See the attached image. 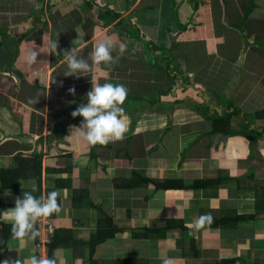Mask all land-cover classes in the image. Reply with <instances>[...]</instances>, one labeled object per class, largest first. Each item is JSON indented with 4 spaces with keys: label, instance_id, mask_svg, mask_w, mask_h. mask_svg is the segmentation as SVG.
I'll return each mask as SVG.
<instances>
[{
    "label": "crops",
    "instance_id": "1",
    "mask_svg": "<svg viewBox=\"0 0 264 264\" xmlns=\"http://www.w3.org/2000/svg\"><path fill=\"white\" fill-rule=\"evenodd\" d=\"M77 38L90 64L101 40L126 51L65 76ZM92 78L126 86L123 140L69 137ZM36 155L43 192L20 187L60 194L58 264H264V0H0V264L38 256L3 215L21 197L3 175ZM203 214L220 221L185 227ZM107 216L118 231L93 248Z\"/></svg>",
    "mask_w": 264,
    "mask_h": 264
},
{
    "label": "clouds",
    "instance_id": "2",
    "mask_svg": "<svg viewBox=\"0 0 264 264\" xmlns=\"http://www.w3.org/2000/svg\"><path fill=\"white\" fill-rule=\"evenodd\" d=\"M80 43V38L75 39L74 46L64 52V60L67 64L65 76L79 77L78 73L90 72L92 65L111 64L115 59L112 55L114 51L118 52L116 58L126 51L122 44L117 46L110 39L101 40L93 45L89 54L92 62L90 64L87 59L80 57ZM57 47V43L52 44L54 50ZM37 55L36 51L30 53L31 62L36 61ZM91 85V89L86 94L87 103L80 104L71 113L73 118L82 116L83 120L79 126H70L71 135L69 137L74 136L91 145H107L109 142L123 140L128 131L127 116L123 108L128 94L126 86L122 83H99L94 78L91 80ZM68 91L74 95L76 89L71 87ZM5 119H7L6 110ZM36 191L35 185L31 191H23L22 198L16 197L15 206L3 212L5 219L11 223V233L14 239L35 240L39 235L35 227L38 221L61 211L58 200L60 194L57 191L53 190L39 198L33 195ZM212 221L213 217L210 214H203L194 218L190 223H186L185 227L199 231ZM160 260L161 264H174L173 259L167 256H161ZM4 264H9V262L4 261ZM12 264H58V262L57 258L32 255L27 261L17 260Z\"/></svg>",
    "mask_w": 264,
    "mask_h": 264
},
{
    "label": "trees",
    "instance_id": "3",
    "mask_svg": "<svg viewBox=\"0 0 264 264\" xmlns=\"http://www.w3.org/2000/svg\"><path fill=\"white\" fill-rule=\"evenodd\" d=\"M237 112H239V111L236 110L235 113L228 114L227 116L230 119ZM237 114H239V113H237ZM216 123H219V121L217 120ZM21 160L22 161H21L20 166L18 168H16V167L11 168V169H8V171L3 170V171H6L5 174L3 175L4 187L15 189L22 198L23 190L20 187V180L22 178H28V176L31 177V175H33L34 177H36L38 179V184H39L38 192L42 193L43 192V183H42L43 182L42 181L43 156L42 155H36V156L29 158V159L21 158ZM29 165H30V170H28ZM219 180H221V179H218V180L200 179L195 183L194 187L195 188H203L209 184H213V185L218 184ZM157 186L159 188H162V189H169V188L180 189V188L186 187L187 185H185L184 182H182L180 180H168V181L164 180V181L158 182ZM53 190H55V189L49 188L47 190V193H49ZM58 200H59V203L61 205V200L59 198H58ZM55 215H56V213L52 214L50 216V218L54 219ZM240 217L243 218L244 216H240ZM218 220H219L218 218H213L212 223L207 224L206 226H215V225H217ZM103 222H104V224L102 225ZM170 223H173V222H170ZM114 224L115 223L113 222V220L110 216H107L106 220L104 219L101 221L100 229L93 236L92 241H91L93 244V248H95L99 243L115 236V234L118 230ZM56 236H57V230H56L54 241L51 244V252H52V249H53V246L55 243Z\"/></svg>",
    "mask_w": 264,
    "mask_h": 264
},
{
    "label": "built area",
    "instance_id": "4",
    "mask_svg": "<svg viewBox=\"0 0 264 264\" xmlns=\"http://www.w3.org/2000/svg\"><path fill=\"white\" fill-rule=\"evenodd\" d=\"M38 233V257L45 256L51 258V244L55 238L56 227L50 216L38 221Z\"/></svg>",
    "mask_w": 264,
    "mask_h": 264
},
{
    "label": "rangeland",
    "instance_id": "5",
    "mask_svg": "<svg viewBox=\"0 0 264 264\" xmlns=\"http://www.w3.org/2000/svg\"><path fill=\"white\" fill-rule=\"evenodd\" d=\"M244 166H245V167H246V166L248 167L249 165H248V163H245Z\"/></svg>",
    "mask_w": 264,
    "mask_h": 264
},
{
    "label": "water",
    "instance_id": "6",
    "mask_svg": "<svg viewBox=\"0 0 264 264\" xmlns=\"http://www.w3.org/2000/svg\"><path fill=\"white\" fill-rule=\"evenodd\" d=\"M54 4H56V2Z\"/></svg>",
    "mask_w": 264,
    "mask_h": 264
}]
</instances>
